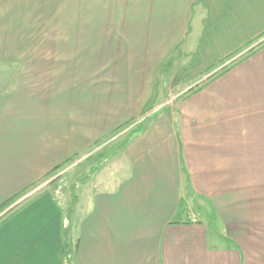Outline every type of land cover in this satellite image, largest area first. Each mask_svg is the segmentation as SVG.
<instances>
[{"label": "crops", "instance_id": "0c3cea01", "mask_svg": "<svg viewBox=\"0 0 264 264\" xmlns=\"http://www.w3.org/2000/svg\"><path fill=\"white\" fill-rule=\"evenodd\" d=\"M263 37L264 0H0V264H264V42L217 72Z\"/></svg>", "mask_w": 264, "mask_h": 264}, {"label": "rangeland", "instance_id": "374dc122", "mask_svg": "<svg viewBox=\"0 0 264 264\" xmlns=\"http://www.w3.org/2000/svg\"><path fill=\"white\" fill-rule=\"evenodd\" d=\"M264 42V37L258 41V43L254 44L252 47H247L244 49L241 53L238 54L237 57H234L232 60L224 62L217 70V72H222L228 67H230L234 62H236L239 58H241L243 55L247 54L249 51H252L253 49L257 48L258 45H261ZM187 59L183 54H180L178 57V61L181 63ZM201 78H198L197 80H200ZM207 79V78H206ZM196 80V81H197ZM190 83L186 87H182V90L179 92L172 93L170 96V99H166L163 104L165 105L168 101L174 99V97H177L179 93L183 92V90L187 89L186 92H188L191 86L194 85L196 82ZM202 83H200L201 85ZM195 86V85H194ZM193 86V87H194ZM192 87V88H193ZM169 98V97H168ZM169 107V106H168ZM142 124H139L138 127H141ZM139 129V128H137ZM136 129V130H137ZM123 130V129H122ZM122 130L118 131L117 133L111 135L106 140L101 142L98 146H96L94 149H91L90 151L81 154L79 156L73 157L72 161H70L67 165L63 166L62 168H59L54 173L46 177L45 180H43L41 183H39L34 190L29 192L28 194H24L23 197H20L19 199L13 201L11 204H9L10 210H15L16 206L20 203L25 205L24 202L28 203V201H32L34 199H38L41 196L49 195L53 198L54 203L59 206H63L67 209L70 203V196H71V187H75L76 183L81 180L82 178L89 176L93 177L94 170L100 169L102 163H107L108 161H112L115 159V156L118 152H120L125 145V142H127L130 138V134L128 136H125L124 134L119 135V132H123ZM85 189V188H84ZM32 193V194H31ZM14 204V207L12 205ZM8 207V205H7ZM70 208V207H69ZM66 211V218L68 223V233L69 228L71 227V230H73L74 222L72 223V217H73V211L74 208L70 211ZM7 209V208H6ZM72 211V212H71ZM4 216V214L1 215L0 213V219ZM67 233V238H69ZM71 235L74 232H70ZM31 248L27 247V250ZM65 250V249H64ZM31 252V251H30ZM33 253V252H32ZM67 260L69 256L71 255V251H67ZM65 256V254H64ZM61 258V257H60ZM51 264H60L59 255H54L52 263Z\"/></svg>", "mask_w": 264, "mask_h": 264}, {"label": "trees", "instance_id": "16d2710c", "mask_svg": "<svg viewBox=\"0 0 264 264\" xmlns=\"http://www.w3.org/2000/svg\"><path fill=\"white\" fill-rule=\"evenodd\" d=\"M60 167H57L55 170H58ZM74 205H75V198H74ZM74 205H73V207H74ZM72 212V211H71ZM69 220H70V218H69ZM69 220H68V223H69ZM67 227H65V229H64V231H63V237H64V243H65V245H64V249H65V255L67 256V251H68V248H69V245H68V238H67V233H68V231H67Z\"/></svg>", "mask_w": 264, "mask_h": 264}, {"label": "built area", "instance_id": "2783aa9c", "mask_svg": "<svg viewBox=\"0 0 264 264\" xmlns=\"http://www.w3.org/2000/svg\"><path fill=\"white\" fill-rule=\"evenodd\" d=\"M174 99L168 101L163 107H168L171 105V103L173 102ZM32 194V193H31Z\"/></svg>", "mask_w": 264, "mask_h": 264}]
</instances>
